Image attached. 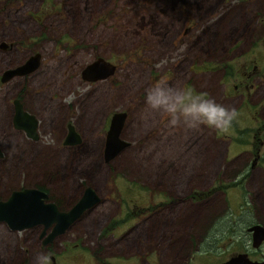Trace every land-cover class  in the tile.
I'll return each mask as SVG.
<instances>
[{
	"label": "rangeland",
	"instance_id": "374dc122",
	"mask_svg": "<svg viewBox=\"0 0 264 264\" xmlns=\"http://www.w3.org/2000/svg\"><path fill=\"white\" fill-rule=\"evenodd\" d=\"M41 1H30L14 14L17 4L6 7L0 0V37L14 33L18 24L27 29L23 18L38 13ZM39 15L41 71L30 84L28 105L40 119L42 137L33 143L12 128L9 140L0 134L6 152L0 192L40 184L65 207L85 176L84 183L107 203L49 251L41 246L38 229L10 231L0 223V264H37L40 254L58 252L62 264L106 258L116 264H216L247 247V238L222 232L237 220L243 230L254 221L264 224V158L252 168L257 151L264 153V72L252 74L253 86L242 88L244 68L264 69V0H49ZM99 57L115 64V74L83 82L80 70ZM160 80L208 93L234 107L237 119L227 133L203 126L169 129L145 104L146 90ZM117 111L128 113L122 137L130 146L106 163L102 146ZM5 115L0 107L3 128L9 124ZM66 119L86 142L75 153L60 149L55 140ZM56 176L64 179L61 184L54 182ZM133 200L141 208L137 225L117 242L133 222ZM113 214L130 221L115 235L105 232ZM75 241H84L90 254H84V262H62L66 244ZM261 248L264 254V244Z\"/></svg>",
	"mask_w": 264,
	"mask_h": 264
},
{
	"label": "flooded vegetation",
	"instance_id": "af4514ba",
	"mask_svg": "<svg viewBox=\"0 0 264 264\" xmlns=\"http://www.w3.org/2000/svg\"><path fill=\"white\" fill-rule=\"evenodd\" d=\"M5 3L4 5L6 7L9 6V4H17V8L15 9V11L13 12L14 14L18 13L19 11H23V9L29 5L30 1L33 0H23L25 3L21 4L20 0H3ZM49 0H42L41 3H39L38 5H36L35 7V11H38V13L36 14H28L27 16H24L23 18V23L22 25L26 26L27 29L25 30H20L18 27L21 26V24H18L17 27H15L13 29L12 34H6L5 36L3 35V37H0V57H1V62H3L4 66L2 68H0V107L4 108L5 111V120H9V124H6V128L4 127H0V134H1V138L4 141L9 140L10 138H8L9 134H8V130H10L12 128V130L15 132L14 135H19L21 136L22 139H25L27 141H31L33 143H40V139L42 137V135H40V119L38 118V116L36 115V113L33 111L32 108L29 107L28 104H30L31 99H33V97L31 96V91L30 90V84L32 82L35 81V79L37 78V75L39 73V71H41L40 66H41V59H42V54L39 51V40H40V32H41V16L39 15L41 13V8L42 6L44 7V9L47 7V3ZM46 4V5H45ZM194 4H196L194 2ZM203 4L202 7H204ZM210 7H212V3H209ZM51 7H53L51 5ZM64 8L66 9V6L64 4ZM198 8L200 9V6H198ZM34 8H32L33 10ZM60 19H64L65 18H60ZM5 20L6 17H4V24H5ZM7 24V23H6ZM55 28L57 26V24H54ZM45 27H43V29H45ZM190 28H186L185 33H188ZM57 30H54V34H56ZM11 33V32H9ZM36 35L38 36V38L36 37ZM59 36L57 38H55V41L57 43L62 42V36L61 34H58ZM38 40V41H36ZM263 48H264V42H263ZM19 52L23 53V56H21L19 59H15L14 61H12V59H10V57H15L16 55L19 54ZM39 57L38 58V62L36 61L35 66L33 65V69L31 71H27V73H23V74H16V75H12L9 78L5 79V73L7 71L10 70H14L17 69L18 67H23L30 59H32L33 57ZM264 56V53H263ZM102 58V57H99ZM98 59V58H97ZM104 59V58H103ZM106 60V59H104ZM95 61V60H94ZM108 61V60H106ZM254 61V60H253ZM93 62V61H92ZM110 62V61H108ZM111 63V62H110ZM90 64V63H88ZM87 64V65H88ZM113 64V63H111ZM85 65L81 70H80V76L83 82L85 83H96L99 81H104L109 79L111 76H113L115 74L116 71V66L115 64H113L115 66V70L114 73L109 76L106 79L103 80H98V81H94V82H88L85 79L82 78V71L83 69L87 66ZM223 71L225 72V75H231L230 70H228L227 68H224ZM263 73L264 69H260L258 68L256 65H253L251 68H244L242 71V75L244 77V85L242 86V88L248 90L249 87H252L253 84L250 83L248 81V79L250 78L252 80V74L254 73ZM263 79V78H261ZM264 80V79H263ZM262 81V80H261ZM263 85H261V88L264 91V81H262ZM10 84H13L12 86H10ZM235 88H238L237 85H235ZM244 92V91H243ZM252 94L248 93V96H250ZM264 97L262 95H260V101L263 100ZM16 101L17 103H20V106L22 108V111L25 112L27 115L29 116H33V118L36 120V133L35 136L36 137H32L30 135H28L24 125L21 128H16L15 126V115H16ZM77 102H72L70 104V106L72 105H76ZM69 107V106H67ZM75 108H77V106H75ZM126 112V111H124ZM115 112H112V114ZM111 114V116H112ZM110 116V118H111ZM110 118H109V122L107 125V129H106V134L104 137V142H103V146H102V158L104 162H109L105 160V154H104V150H105V140H106V136H107V130L109 127V123H110ZM128 119V113L126 112V118L124 121V124L122 126L121 132H120V138L123 139L122 137V131L124 130V127L126 125V121ZM69 125H72V127L74 128V131L78 134L79 137V141L77 143H72V144H65V140L67 139V136L69 134ZM56 143L59 145L60 149L65 150V151H70V152H76L78 150H80L81 148L85 147L86 142H84V137L82 136V133L80 132V130L77 128V126L75 125V123L71 120V119H66L63 121L61 128L59 129V134L57 137H55ZM125 140V139H123ZM1 141V140H0ZM130 146V143L128 144V146H126L123 150H121L119 153H117L111 160H114L117 156H119L123 151H125V149L127 147ZM257 155L255 156V160L252 163V168H254V164L256 163V161L260 158H264V153L262 155L259 154V152L257 151L256 153ZM48 155V154H47ZM6 157V152L5 149H3L2 143L0 142V164L3 163L4 159ZM22 166V165H21ZM56 178H58L57 180H54V182H58V184H61L63 182V178H59L56 176ZM81 179L84 180V182L87 183L86 177L85 176H80ZM83 181H81V183L79 185H77L78 188H76L74 190V194L72 195V197L68 200L67 206L63 207L61 205V201L58 198L52 197L50 196V193L47 191V189L40 185V184H36V185H32V186H25L22 185L18 188H10L7 189V194L4 196L5 194V190L4 192H0V201H4L6 200L13 191L15 190H22L24 188H36V189H40L43 190L47 193L48 198L45 200L46 202H52L54 203L59 211L62 212H66L68 210H70L84 195L85 191L87 188H91L94 190V192L96 193L97 197L99 198V200L92 205L89 208H86L85 210H83L80 215H78L69 225L68 227L59 235L55 236L50 242L48 243H44L45 239L47 238V235L53 230V227L55 226V223H53L51 225V227L45 232V234H43V230L44 227L42 225H35L33 227L30 228H26L23 230H31V229H38L39 230V234H38V240L40 241L41 246L43 247V249L45 251H49L48 248H56V245L58 243V240L60 239H65V240H69V234L71 231H73L75 228H77L79 225H84V220L87 219L88 215L90 213H92L93 211H95L97 208H99L100 206H103L107 203V199H105L104 197H101V195L92 187L89 186L87 184H85ZM202 194L204 193H197V195L200 198L202 197ZM138 201L133 200V207H134V212H129V217L130 220L133 219V222H131V224L129 225L130 221H125L123 222V220L120 218V216H118L116 218L117 215L113 214L111 216V221L109 223V225H107L106 231L108 232L110 231L111 235H115L116 233H119L120 230H122V227L128 226V228H126L125 230H123L122 233H119L118 236H116V238L118 239L117 242H119L120 240H122L126 235H128L133 229H135L137 223L136 221L138 220V216H140V212H138V214L136 213V210L141 209L138 206ZM130 204V203H129ZM146 208V207H145ZM147 209V208H146ZM232 221V218H229ZM122 220V221H121ZM239 221V220H237ZM234 222V224H230L223 232L222 234H230V235H238V238L241 239V241H244V238H247L249 241L247 242V247H244L242 249H240V251H235V252H231L229 253V255L223 259L222 261L216 263V264H221L227 260H229L230 258L238 255V254H245L247 256V258L250 261H263L264 260V254L263 252H261V247L264 244V241H262L257 247L253 244V232L250 231V228L252 226L255 225H262L264 226V224H262L261 222L258 221H254L250 224H248L245 228V230H243V227L239 225L238 222ZM123 222V223H121ZM0 223L5 224L6 227L10 230V231H23V230H13L11 229L8 224L6 222L0 221ZM244 231V232H243ZM105 235L102 236V238ZM98 250H104L103 246L98 245L96 247ZM54 249H52V251H54ZM65 249V253H64V257L61 256V260L63 262V260H68V263H71L70 261H74L75 263H80V262H84V254H90L88 252L87 247L84 246V241H75L72 242V244H66ZM91 251V250H90ZM58 254L61 255V252L58 253H51L48 258L50 263L49 264H62L60 262L59 256ZM116 256V254H114V257ZM108 257V256H106ZM96 264H116L114 262L109 261L107 258L103 259V261L101 262H95ZM156 264H162V262H157L155 261Z\"/></svg>",
	"mask_w": 264,
	"mask_h": 264
},
{
	"label": "water",
	"instance_id": "95a60500",
	"mask_svg": "<svg viewBox=\"0 0 264 264\" xmlns=\"http://www.w3.org/2000/svg\"><path fill=\"white\" fill-rule=\"evenodd\" d=\"M38 56L30 59L23 67L7 71L5 79L16 74L27 73L33 69ZM115 66L103 58H98L88 64L82 71V78L88 82H94L108 78L114 73ZM16 128L24 127L28 135L36 137V120L33 116L22 111L20 103L16 101ZM126 118V112L117 111L110 118L107 136L105 140V160L110 161L117 153L128 146L129 142L121 139L120 132ZM24 123V124H23ZM79 141L78 134L72 125H69V134L65 144H74ZM48 195L45 191L36 188H24L15 190L4 201H0V221L6 222L13 230H23L35 225L44 227L43 234L51 227L53 230L47 235L44 243L50 242L55 236L62 233L68 225L86 208L94 205L99 198L93 189L87 188L83 197L68 211H59L52 202H46ZM253 232L254 245L257 247L264 241V226L255 225L250 228ZM221 264H264L263 261H250L245 254H238Z\"/></svg>",
	"mask_w": 264,
	"mask_h": 264
},
{
	"label": "clouds",
	"instance_id": "9594fccd",
	"mask_svg": "<svg viewBox=\"0 0 264 264\" xmlns=\"http://www.w3.org/2000/svg\"><path fill=\"white\" fill-rule=\"evenodd\" d=\"M145 104L151 113H159L169 129L183 127L199 131L202 126L227 133L237 119L234 107L216 102L208 93L173 86L166 80L155 82L146 90ZM37 264H49L46 254H40Z\"/></svg>",
	"mask_w": 264,
	"mask_h": 264
}]
</instances>
